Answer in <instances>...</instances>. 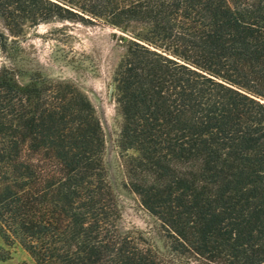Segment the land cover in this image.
<instances>
[{"label": "trees", "instance_id": "16d2710c", "mask_svg": "<svg viewBox=\"0 0 264 264\" xmlns=\"http://www.w3.org/2000/svg\"><path fill=\"white\" fill-rule=\"evenodd\" d=\"M0 20L127 35L112 93L129 190L176 253L264 264V0H0ZM103 151L75 85L0 71L3 242L35 264H175L118 231Z\"/></svg>", "mask_w": 264, "mask_h": 264}, {"label": "rangeland", "instance_id": "374dc122", "mask_svg": "<svg viewBox=\"0 0 264 264\" xmlns=\"http://www.w3.org/2000/svg\"><path fill=\"white\" fill-rule=\"evenodd\" d=\"M0 71L10 73L19 86L36 76L69 82L83 92L99 120L103 138L106 180L119 212L118 231L149 249L159 261L175 264H209L190 254L172 250L160 221L150 215L128 186L126 158L135 156L119 145L121 115L113 97V73L129 44L118 29L93 23L26 22L16 35L0 20ZM0 264H35L17 243L0 237Z\"/></svg>", "mask_w": 264, "mask_h": 264}]
</instances>
